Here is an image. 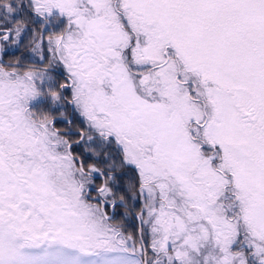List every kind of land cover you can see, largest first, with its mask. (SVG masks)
I'll list each match as a JSON object with an SVG mask.
<instances>
[{"label": "snow or ice", "instance_id": "snow-or-ice-1", "mask_svg": "<svg viewBox=\"0 0 264 264\" xmlns=\"http://www.w3.org/2000/svg\"><path fill=\"white\" fill-rule=\"evenodd\" d=\"M0 264H264V0H0Z\"/></svg>", "mask_w": 264, "mask_h": 264}]
</instances>
